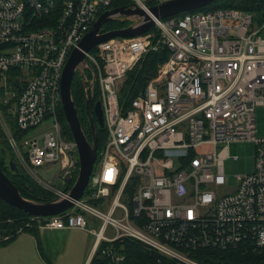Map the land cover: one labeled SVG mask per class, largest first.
<instances>
[{
	"label": "built area",
	"instance_id": "1",
	"mask_svg": "<svg viewBox=\"0 0 264 264\" xmlns=\"http://www.w3.org/2000/svg\"><path fill=\"white\" fill-rule=\"evenodd\" d=\"M112 1L0 0V133L17 167L38 184V169L58 165L65 184L76 168V144L57 117L62 71ZM165 1L131 4L147 11ZM154 27L85 53L77 73L98 91L107 139L82 198L36 218L39 227L92 235L87 264L95 256L102 264H143L127 258L126 239L180 264H200L189 256L196 250L261 253L264 137L256 135L255 110L264 106V16L258 23L244 11L214 9L155 19ZM161 47L167 59L122 104L127 74ZM42 125L39 138L29 137ZM234 142L253 144V170L231 182L224 160ZM63 190L54 198H67Z\"/></svg>",
	"mask_w": 264,
	"mask_h": 264
},
{
	"label": "trees",
	"instance_id": "2",
	"mask_svg": "<svg viewBox=\"0 0 264 264\" xmlns=\"http://www.w3.org/2000/svg\"><path fill=\"white\" fill-rule=\"evenodd\" d=\"M130 4L131 0H113L110 8L125 7ZM214 9H236L251 13L254 17V21L259 23L264 16V0H218L199 11L206 12ZM129 24V21L127 20H114L103 25L102 29L103 32H107L126 28L129 26ZM154 30L155 28L152 27L149 32H153ZM167 56L168 51L165 47H161L158 49V51H151L144 55V57L138 62L134 69L126 76L119 97L122 104H127L143 90L148 80L156 74L157 66L164 62L167 59ZM71 98L76 106L78 119L84 134L91 142V129L84 108V89L81 86V78L77 72L74 75L71 84ZM92 99L93 102L99 100V95L96 88L93 90ZM57 117L61 124L63 135L67 139L73 140L63 115L61 103L57 109ZM95 126L97 138V161L93 170H95L98 164L99 154L107 139L106 130L104 128H99L96 122ZM0 146L9 148L1 133ZM9 150L11 151V149ZM5 153L6 150H4V156L0 158V168L23 198L35 202H50L54 199V196L39 188L35 183L32 182L30 178H28V176H25L26 173L23 170L20 169L19 174L11 173L8 169L7 156ZM12 159L14 160L13 154ZM75 165L76 169L73 174H71L70 182L65 183L64 189L66 188V190H69L75 181L78 170V159ZM32 218L33 217L24 214L21 210L9 206L0 199V236L6 238L0 240V247L12 241L20 233H29L34 235L39 245V222L37 221L38 219ZM8 220L10 221L8 222ZM123 244L127 258L130 261H138L143 264H180L174 259L160 257L159 255L146 250L137 242L126 239L124 240ZM189 256L200 264H264V251L261 253L252 254L246 253L241 249H204L190 252ZM102 263L103 260H100L97 256H95L90 262V264Z\"/></svg>",
	"mask_w": 264,
	"mask_h": 264
},
{
	"label": "water",
	"instance_id": "3",
	"mask_svg": "<svg viewBox=\"0 0 264 264\" xmlns=\"http://www.w3.org/2000/svg\"><path fill=\"white\" fill-rule=\"evenodd\" d=\"M218 0H168L149 7L147 11L130 4L125 7L111 8L104 11L96 19L88 33L84 36L78 47L73 49L64 65L60 84L61 107L66 124L77 148L78 170L72 187L67 192V198L53 199L50 202H35L23 198L9 178L0 168V199L27 216L33 218H46L63 213L78 201L87 189L90 176L97 161L96 126L103 129V114L100 101L93 102L90 81H81L85 94V112L91 129V142L87 139L78 119L76 106L71 98V84L80 64H86L85 53L91 51L99 43L113 38H135L149 31L154 26V20L166 19L180 14L193 12L205 8ZM139 18L137 24L129 25L123 29L103 32L102 26L120 18ZM95 119V120H94ZM1 148V147H0ZM4 148V147H3ZM7 150L8 169L13 174H19L20 169L12 159L9 148ZM71 175L65 179L70 182ZM66 188L63 190L65 191Z\"/></svg>",
	"mask_w": 264,
	"mask_h": 264
},
{
	"label": "crops",
	"instance_id": "4",
	"mask_svg": "<svg viewBox=\"0 0 264 264\" xmlns=\"http://www.w3.org/2000/svg\"><path fill=\"white\" fill-rule=\"evenodd\" d=\"M34 235L20 233L0 247V264H87L91 244L80 229L38 227ZM88 240V241H87Z\"/></svg>",
	"mask_w": 264,
	"mask_h": 264
},
{
	"label": "rangeland",
	"instance_id": "5",
	"mask_svg": "<svg viewBox=\"0 0 264 264\" xmlns=\"http://www.w3.org/2000/svg\"><path fill=\"white\" fill-rule=\"evenodd\" d=\"M255 122H256V135L258 137H264V106L263 107H257L255 110ZM47 125H42L41 127L31 131L28 135L29 137H32L34 139H37L41 135L42 129L46 128ZM39 143H42L40 140ZM20 149L23 148V145L21 146V143H19ZM253 154H254V146L251 142H234L229 144L228 146V158L224 160V170L225 175L231 180V182L234 181V178L236 176L249 174L253 170ZM7 156V153L5 154ZM236 157V159H234ZM14 161L17 164L16 157L14 155ZM8 163V162H7ZM76 169V168H75ZM75 169H71L69 174H73ZM37 178H39L43 184H38L33 178H31L29 175L28 178L32 180L33 183H35L39 188L45 190L46 192L50 193L52 196L54 195L55 189L62 190L65 186L63 184L62 178L59 176V166L53 165L51 167H44L41 169H38L35 172ZM36 219V218H32ZM10 220H8L9 222ZM38 221V220H37ZM88 228H98V224H96L95 220L91 218H87ZM85 232V231H84ZM87 237L89 239L90 244L92 245L94 237L87 232ZM1 239L3 236H0ZM88 241V240H87Z\"/></svg>",
	"mask_w": 264,
	"mask_h": 264
},
{
	"label": "flooded vegetation",
	"instance_id": "6",
	"mask_svg": "<svg viewBox=\"0 0 264 264\" xmlns=\"http://www.w3.org/2000/svg\"><path fill=\"white\" fill-rule=\"evenodd\" d=\"M0 158L4 156V150H6V148L4 146H0ZM4 147V148H3ZM6 153H7V150H6ZM5 153V154H6Z\"/></svg>",
	"mask_w": 264,
	"mask_h": 264
},
{
	"label": "bare ground",
	"instance_id": "7",
	"mask_svg": "<svg viewBox=\"0 0 264 264\" xmlns=\"http://www.w3.org/2000/svg\"><path fill=\"white\" fill-rule=\"evenodd\" d=\"M203 9V8H202ZM201 10V9H200ZM234 10H236V9H234ZM241 11V10H240ZM194 12H204V11H199V10H197V11H193V12H188V13H194ZM251 14V13H250ZM252 15V14H251ZM254 18V17H253ZM154 27V26H153ZM155 28V27H154ZM151 29V28H150ZM150 29H149V31H150ZM146 32V33H153V32H155V30L153 31V32ZM146 33H144V34H146ZM144 34H142V35H144ZM141 36V35H140ZM138 37V36H137ZM156 38V37H155Z\"/></svg>",
	"mask_w": 264,
	"mask_h": 264
},
{
	"label": "snow or ice",
	"instance_id": "8",
	"mask_svg": "<svg viewBox=\"0 0 264 264\" xmlns=\"http://www.w3.org/2000/svg\"><path fill=\"white\" fill-rule=\"evenodd\" d=\"M106 179L111 180L112 179V171L109 170L108 173L106 174Z\"/></svg>",
	"mask_w": 264,
	"mask_h": 264
}]
</instances>
